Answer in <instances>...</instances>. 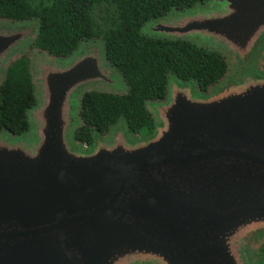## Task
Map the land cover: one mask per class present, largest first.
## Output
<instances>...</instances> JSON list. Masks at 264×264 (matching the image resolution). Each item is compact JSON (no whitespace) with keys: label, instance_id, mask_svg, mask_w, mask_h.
<instances>
[{"label":"water","instance_id":"water-1","mask_svg":"<svg viewBox=\"0 0 264 264\" xmlns=\"http://www.w3.org/2000/svg\"><path fill=\"white\" fill-rule=\"evenodd\" d=\"M141 32L215 50L227 72L206 92L169 74L150 135L121 118L84 147V96L129 88L105 42L54 57L31 49L37 20L0 18V90L27 56L35 98L27 133L0 128V264H261L264 0H208Z\"/></svg>","mask_w":264,"mask_h":264},{"label":"trees","instance_id":"trees-1","mask_svg":"<svg viewBox=\"0 0 264 264\" xmlns=\"http://www.w3.org/2000/svg\"><path fill=\"white\" fill-rule=\"evenodd\" d=\"M208 0H48L41 7L27 0H0V18L8 21L37 20L39 36L31 49L54 57L69 55L82 40L96 38L91 10L98 4L114 8L115 22L102 37L107 57L123 75L127 92H90L82 100L83 126L74 139L90 146L93 135L105 136L123 119L130 132L148 136L153 120L146 102L166 95L168 75L183 82L194 81L202 92L218 83L227 72L225 58L215 50L182 40L144 36L142 27L172 10H187ZM264 70V56L261 61ZM35 105L27 56L14 62L0 90V128L13 135L28 132L27 111ZM264 264V245L257 252Z\"/></svg>","mask_w":264,"mask_h":264},{"label":"rangeland","instance_id":"rangeland-1","mask_svg":"<svg viewBox=\"0 0 264 264\" xmlns=\"http://www.w3.org/2000/svg\"><path fill=\"white\" fill-rule=\"evenodd\" d=\"M34 7H41L47 5L48 0H27ZM91 18L94 23L96 38L103 39L102 37L112 27L115 22V14L113 6L103 3L95 5L91 10ZM261 264L263 262L260 260Z\"/></svg>","mask_w":264,"mask_h":264},{"label":"built area","instance_id":"built-area-1","mask_svg":"<svg viewBox=\"0 0 264 264\" xmlns=\"http://www.w3.org/2000/svg\"><path fill=\"white\" fill-rule=\"evenodd\" d=\"M84 147H86V146H84Z\"/></svg>","mask_w":264,"mask_h":264}]
</instances>
